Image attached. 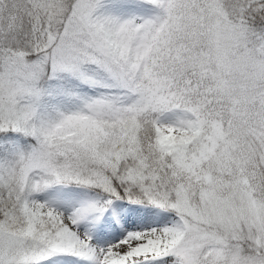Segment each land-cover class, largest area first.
Wrapping results in <instances>:
<instances>
[{
  "label": "snow or ice",
  "instance_id": "6c2138e0",
  "mask_svg": "<svg viewBox=\"0 0 264 264\" xmlns=\"http://www.w3.org/2000/svg\"><path fill=\"white\" fill-rule=\"evenodd\" d=\"M0 264H264V0H0Z\"/></svg>",
  "mask_w": 264,
  "mask_h": 264
}]
</instances>
